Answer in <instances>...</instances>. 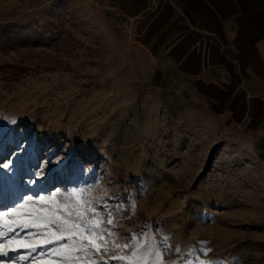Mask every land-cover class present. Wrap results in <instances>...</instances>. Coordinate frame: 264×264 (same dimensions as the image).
<instances>
[{"label":"rangeland","instance_id":"rangeland-1","mask_svg":"<svg viewBox=\"0 0 264 264\" xmlns=\"http://www.w3.org/2000/svg\"><path fill=\"white\" fill-rule=\"evenodd\" d=\"M114 2L0 0V209L91 189L123 206L122 235L170 237L164 264H179L176 247L193 261L194 248L218 264H264V159L157 109Z\"/></svg>","mask_w":264,"mask_h":264},{"label":"crops","instance_id":"crops-1","mask_svg":"<svg viewBox=\"0 0 264 264\" xmlns=\"http://www.w3.org/2000/svg\"><path fill=\"white\" fill-rule=\"evenodd\" d=\"M114 1L157 109L264 159V0Z\"/></svg>","mask_w":264,"mask_h":264},{"label":"snow or ice","instance_id":"snow-or-ice-1","mask_svg":"<svg viewBox=\"0 0 264 264\" xmlns=\"http://www.w3.org/2000/svg\"><path fill=\"white\" fill-rule=\"evenodd\" d=\"M101 199L94 197L91 189L73 188L48 197L24 195L14 203L5 201L0 209V264L28 260L29 256L15 255L21 248L36 254L31 255L32 264H42L45 257L49 258L47 264H164L165 253L171 251L170 237L157 241L150 232L122 235L115 217L123 206L113 211L107 202L101 204ZM25 230L34 231L22 236ZM181 251L175 248L179 264H218L201 259L194 248L188 253L194 261L180 255ZM210 251L204 249L201 255L208 257Z\"/></svg>","mask_w":264,"mask_h":264}]
</instances>
